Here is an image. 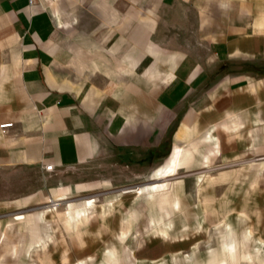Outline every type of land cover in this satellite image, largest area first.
<instances>
[{"label": "crops", "instance_id": "obj_1", "mask_svg": "<svg viewBox=\"0 0 264 264\" xmlns=\"http://www.w3.org/2000/svg\"><path fill=\"white\" fill-rule=\"evenodd\" d=\"M41 7L45 12L28 10L27 0H0V125L13 123L0 133V176L12 187L5 193L11 200L0 195V264L24 258L6 253L4 240L18 247L30 223L20 219L22 210L37 201L66 203L67 193L82 191L83 182L52 183L65 170L90 165L98 174L140 177L157 169L164 177L177 149L173 172L192 166L206 178L205 167L240 160L245 181L263 182L264 0H56ZM198 137L213 148L220 143L214 164L189 148ZM50 163L55 169L47 173ZM21 180H29L26 191ZM158 186L140 190L147 191L146 228L168 238L172 224L167 232L161 225L173 216L167 205L176 194L149 191ZM72 210L75 226L87 223L83 209ZM62 217L72 224L68 212ZM35 220L29 245L41 226ZM226 237L229 264L240 246L238 236ZM246 241L264 246L252 232Z\"/></svg>", "mask_w": 264, "mask_h": 264}, {"label": "rangeland", "instance_id": "obj_2", "mask_svg": "<svg viewBox=\"0 0 264 264\" xmlns=\"http://www.w3.org/2000/svg\"><path fill=\"white\" fill-rule=\"evenodd\" d=\"M215 9L222 10L218 3ZM199 139L188 140L189 148L196 146L195 152L208 156L209 164H214L213 158L220 153V143L213 148L200 144ZM180 141L185 147V138L181 137ZM250 152L253 153L252 150ZM215 163L210 168L205 167L208 176L203 178L199 187L201 191L196 184L200 176L193 175L192 166L180 167L167 177L155 176L157 169L140 177L132 172L111 171L105 174L107 171H104L98 174L97 167L90 165L65 170L51 177L52 183L68 182L80 186L83 182L84 185L80 186L82 191L67 193L66 203L54 199L52 202L59 203L55 207L51 206L52 202L37 201L22 210L20 219L28 218L29 227L35 226L38 214H43L44 241L41 246L27 250L28 227L20 234L18 247L11 246L7 235H4L6 253L9 252L14 259H19L22 254L24 258L20 264H181L185 257L188 264H226L223 239L231 233L234 237L238 236L240 252L229 264H264V246L246 241L248 233L252 232L264 244V196L260 195L263 191L259 192L264 190V180L259 184L257 179L245 181L248 176L243 177L245 172H242L244 168H241L240 160ZM194 165L201 166L195 162ZM224 173L226 175L221 177ZM1 179L0 176V195L4 197L1 199L11 200V196L5 197L11 193V183ZM27 181H20L19 191L27 190ZM38 182L35 179L34 184ZM157 185L160 189L156 195L161 198L168 193L176 194L173 202L166 204L169 207L167 210L173 213L165 219L167 223L172 222L173 233L168 238L146 228L149 207L144 198L147 191L142 193L140 190ZM179 196L181 201L177 200ZM89 201L91 204L88 207L86 203ZM68 206L83 209L87 223L77 226L65 223L62 216L67 214ZM101 212L106 214L102 220L98 216ZM126 220L131 224L127 225ZM226 223L230 224L233 232H228ZM176 258L180 259L178 263ZM7 259L6 264H16L11 258Z\"/></svg>", "mask_w": 264, "mask_h": 264}, {"label": "bare ground", "instance_id": "obj_3", "mask_svg": "<svg viewBox=\"0 0 264 264\" xmlns=\"http://www.w3.org/2000/svg\"><path fill=\"white\" fill-rule=\"evenodd\" d=\"M179 151L176 149L175 151H174V154L172 155V159H171V161L168 163V165H167V167L162 171V172H160V175L161 176H164V177H166V176H168V175H170L172 172H173V168H174V165L177 163V159H178V157L180 156L179 155V153H178ZM203 177L202 176H200L199 177V180H201ZM198 185V184H197ZM160 189V187L158 186L157 188H150L149 189V191H151V192H154L155 194H156V192L158 193V190ZM150 192V194L152 195V193ZM153 196V195H152ZM58 204L59 203H56V202H52V205L51 206H53V207H55V206H58ZM178 204V203H177ZM168 207V206H167ZM163 214V213H162ZM43 214H38L37 215V220H38V222H39V224L41 225V226H39V228L37 229V231L36 232H34V235H36L37 234V237H35V239L33 240L34 242L33 243H30V245L31 246H33V245H35V246H37V245H40L41 244V239H42V234L44 233V227H43V223L45 222V220L43 219ZM68 216H69V220L71 221V223L72 224H74L75 225V222H76V217H77V211L76 210H72V209H69L68 210ZM164 216V215H163ZM159 223L160 222H158V221H151V224L152 225H154V226H159ZM171 224L172 223H166V225H164L165 227H162V225H161V231L162 232H167V231H169L170 229H171ZM169 234V233H168ZM33 235V236H34ZM31 241V240H30ZM29 245V246H30ZM42 245V244H41ZM40 245V246H41ZM28 249V248H27ZM29 250V249H28ZM233 250H231L229 253H230V255H229V257L230 256H232V255H234L233 254V252H232ZM228 256V255H227ZM180 258V257H179Z\"/></svg>", "mask_w": 264, "mask_h": 264}, {"label": "built area", "instance_id": "obj_4", "mask_svg": "<svg viewBox=\"0 0 264 264\" xmlns=\"http://www.w3.org/2000/svg\"><path fill=\"white\" fill-rule=\"evenodd\" d=\"M55 2L56 0H27V7L28 10L45 12V8H42L41 4L43 3L46 5H50V4H54ZM11 128H13V123L5 122L2 125H0V133L3 134L5 133L6 130ZM54 169L55 166L52 163L46 164L44 166V171L47 173L53 172Z\"/></svg>", "mask_w": 264, "mask_h": 264}]
</instances>
